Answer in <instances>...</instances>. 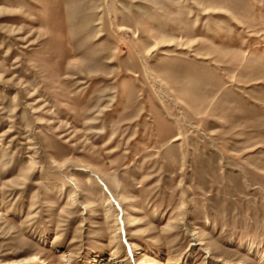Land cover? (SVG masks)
<instances>
[{
  "label": "rangeland",
  "instance_id": "1",
  "mask_svg": "<svg viewBox=\"0 0 264 264\" xmlns=\"http://www.w3.org/2000/svg\"><path fill=\"white\" fill-rule=\"evenodd\" d=\"M0 264H264V0H0Z\"/></svg>",
  "mask_w": 264,
  "mask_h": 264
},
{
  "label": "bare ground",
  "instance_id": "2",
  "mask_svg": "<svg viewBox=\"0 0 264 264\" xmlns=\"http://www.w3.org/2000/svg\"><path fill=\"white\" fill-rule=\"evenodd\" d=\"M179 137H180V135H179ZM179 137H177L176 139H178Z\"/></svg>",
  "mask_w": 264,
  "mask_h": 264
}]
</instances>
